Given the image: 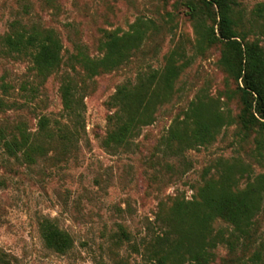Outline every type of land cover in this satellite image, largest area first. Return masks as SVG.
<instances>
[{"label": "rangeland", "instance_id": "1", "mask_svg": "<svg viewBox=\"0 0 264 264\" xmlns=\"http://www.w3.org/2000/svg\"><path fill=\"white\" fill-rule=\"evenodd\" d=\"M187 3L216 29L215 9L207 13L202 0H0V264H140L144 245L163 229L161 205L168 208L175 196L191 199L209 177L229 166H234L238 189L264 176V133L240 131L241 84L219 64L223 45L199 41ZM231 3L237 40L258 43L264 55V0ZM44 30L57 36L63 66L41 77L30 57L9 52L2 38ZM134 32L140 35L136 48L114 70L88 76L74 60L100 58L108 36ZM169 64L178 68L177 76L152 121L128 146L105 147L116 88L152 71L162 76ZM66 75L80 88L84 107L72 145L45 146L32 163L19 152L8 154L3 141L20 124L36 133L39 119L47 117L50 128H71L59 90ZM190 102L221 112L226 122L209 143L177 155L165 150L161 138ZM44 218L70 235L66 253L44 245L39 230ZM119 227L129 233V241L116 242ZM213 227L225 237L232 233L220 219ZM250 230L251 242L244 248L242 239L236 241L232 255L247 264L253 253L264 251V186ZM212 251L210 264L230 257L226 244Z\"/></svg>", "mask_w": 264, "mask_h": 264}, {"label": "trees", "instance_id": "2", "mask_svg": "<svg viewBox=\"0 0 264 264\" xmlns=\"http://www.w3.org/2000/svg\"><path fill=\"white\" fill-rule=\"evenodd\" d=\"M202 3L207 13L215 9L218 20L215 30L207 27L205 21L193 13L194 7L187 3L188 14L195 20L196 36L208 46L216 43L223 45L219 64L234 82L241 84L237 89L241 93L242 107L236 124L244 135L253 132L258 137L264 133L263 50L256 42L237 40L239 36L231 18V0H202ZM139 40L138 32L122 36L112 34L102 43L103 55L100 58L80 55L74 60L88 76L108 72L122 63ZM2 42L9 52L28 55L32 69L38 76H45L63 66L62 46L51 30L29 34L16 32L5 35ZM71 69L74 70L73 67ZM177 69L169 64L162 76L152 71L138 77L134 84H123L116 88L110 97L115 111L107 121L108 130L102 141L105 147L121 149L128 146L138 135L140 127L152 121L156 106L170 97ZM59 90L62 109L71 128L59 124L50 128L47 117L39 119L36 133L27 132L20 124L16 127V134L3 141L8 154L16 156L19 152L32 163L34 156L44 154L45 146L57 143L67 148L72 145L78 133L77 127L82 123L84 107L79 95L80 88L72 77L66 75ZM225 122L226 118L221 112L206 109L200 102H190L182 119L174 121L167 135L161 138L162 145L165 150L182 155L188 149L209 143ZM233 167H226L209 177L196 189L191 199L175 196L166 209L160 204L163 229L144 245L143 263L140 264H210L214 257L212 250L217 244H226L229 249L230 257L223 260V264H247L232 255L236 241L242 239L241 246L246 248L253 238L254 233L250 228L261 202L264 176H260L256 184L238 189ZM218 219L231 225L232 233L225 237L222 229L215 230L213 223ZM39 230L46 248L61 254L70 250V235L53 220L42 219ZM122 241H129V233L119 227L116 242ZM250 264H264V251L253 253Z\"/></svg>", "mask_w": 264, "mask_h": 264}]
</instances>
